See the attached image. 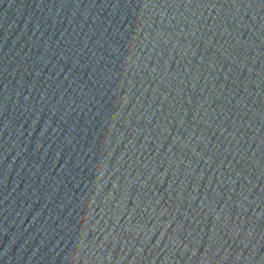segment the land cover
Instances as JSON below:
<instances>
[{
  "label": "water",
  "instance_id": "obj_1",
  "mask_svg": "<svg viewBox=\"0 0 264 264\" xmlns=\"http://www.w3.org/2000/svg\"><path fill=\"white\" fill-rule=\"evenodd\" d=\"M0 183L123 264H264V0H0Z\"/></svg>",
  "mask_w": 264,
  "mask_h": 264
}]
</instances>
